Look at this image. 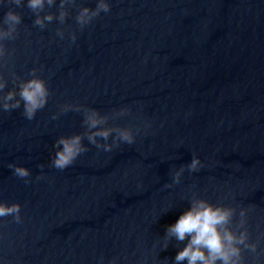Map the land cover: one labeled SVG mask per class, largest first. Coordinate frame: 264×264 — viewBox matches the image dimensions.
<instances>
[{"label": "water", "instance_id": "obj_1", "mask_svg": "<svg viewBox=\"0 0 264 264\" xmlns=\"http://www.w3.org/2000/svg\"><path fill=\"white\" fill-rule=\"evenodd\" d=\"M96 2L76 0L64 24L41 29L27 0H0V20L9 8L22 16L4 42V94L34 68L51 93L32 120L23 104L0 111V202L22 206L21 223L0 218V264H174L187 239L163 249V237L193 195L235 208L233 226L247 209L257 250L243 249L244 264H264V0H108L110 12L81 30L75 16ZM66 104L128 108L108 126L132 128L135 142L106 152L85 138L74 164L52 167L56 140L86 130ZM9 163L30 169L31 183Z\"/></svg>", "mask_w": 264, "mask_h": 264}, {"label": "clouds", "instance_id": "obj_2", "mask_svg": "<svg viewBox=\"0 0 264 264\" xmlns=\"http://www.w3.org/2000/svg\"><path fill=\"white\" fill-rule=\"evenodd\" d=\"M10 5L16 7L25 6V0H7ZM56 4V0H27L26 6L35 14L34 25L44 29L47 23L54 19L64 24L69 15L68 7L74 6L76 0H59L58 15L51 12L41 16L45 6L51 8ZM111 5L108 0H97L94 9L82 7L75 16L77 25L82 30L92 21L99 17L101 13H108ZM22 23V16L13 8L4 14L0 20V62L5 61L9 52L5 46V41L15 40L18 36V26ZM61 39L64 38V31L58 29L56 33ZM77 39L75 33L71 34V40ZM31 79L22 80L13 74V84L18 86L19 91L14 87L4 94L8 81L0 73V111L10 112L19 109L23 104V115L26 119L32 120L36 113L43 109L48 98L51 95L47 82L37 75V69L30 72ZM18 97V98H17ZM61 112L74 110L83 112V125L85 132L74 134L72 136H61L56 140L54 147L55 154L51 161V166L63 171L68 168L76 159L88 148L83 144V140L95 145L97 149H103L106 152L112 151L121 143L133 144L135 142V133L132 128L108 126L110 119L122 118L129 115L128 108H121L118 112L112 114H101L94 108L84 107L82 105H61ZM53 119L57 115H53ZM137 132L139 129L136 130ZM113 134H115L113 136ZM112 142L109 143V138ZM104 143L100 142V139ZM41 169L44 165H39ZM202 167L199 157L193 155L191 162L187 165L190 172H197ZM8 168L13 174L24 180L26 184L31 183L28 179L31 176L30 169L19 166L15 163H9ZM182 166L175 171L172 177V184H179L184 172ZM37 176L36 179H42ZM172 184L166 187H172ZM190 208L183 212L178 220L167 227L164 238L163 249H167L169 242L175 238L178 242L187 239V244L175 256L174 264H244L242 255L243 249L253 253L257 250V243L249 242V233L246 225L247 209H240L239 221L233 226V217L236 209L222 204H213L204 198L193 195L190 199ZM21 205L19 203L7 204L0 202V218L12 216L16 223L22 222ZM243 246V248L241 247ZM103 258L101 257V262ZM110 264H116V260L110 261Z\"/></svg>", "mask_w": 264, "mask_h": 264}]
</instances>
